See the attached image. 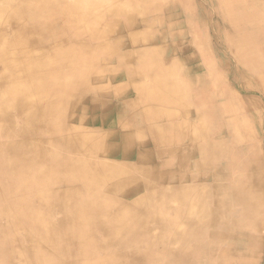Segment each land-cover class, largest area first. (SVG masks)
Returning <instances> with one entry per match:
<instances>
[{
  "label": "bare ground",
  "instance_id": "6f19581e",
  "mask_svg": "<svg viewBox=\"0 0 264 264\" xmlns=\"http://www.w3.org/2000/svg\"><path fill=\"white\" fill-rule=\"evenodd\" d=\"M128 1L140 12L107 24ZM128 1L0 0V264H264L260 145L241 179L222 173L220 201L197 215L188 190L162 186L171 175L151 167L146 140L109 118L108 78L131 66L135 43L172 35L178 8L195 2ZM233 126L249 135L244 120ZM219 146L209 142L208 159Z\"/></svg>",
  "mask_w": 264,
  "mask_h": 264
},
{
  "label": "crops",
  "instance_id": "0c3cea01",
  "mask_svg": "<svg viewBox=\"0 0 264 264\" xmlns=\"http://www.w3.org/2000/svg\"><path fill=\"white\" fill-rule=\"evenodd\" d=\"M178 10L173 34L161 42L154 38L135 43L131 66L116 79L108 78L104 95L118 130L146 140L143 153L149 155L151 167L171 175L162 186L188 190L185 200L196 206L198 215L212 208L214 200L220 201L215 188L225 182L222 173L226 170L241 179L244 169L253 165L249 155L259 150L253 149L261 136L253 123L264 106V0L224 5L197 0L185 13L183 7ZM140 57L156 65L142 68ZM242 120L249 135L239 139L233 122ZM209 142L220 143L213 149V161L207 158ZM234 185L241 182L235 178ZM237 209L232 203L228 213ZM261 232L264 238V229ZM201 233L203 247L208 230Z\"/></svg>",
  "mask_w": 264,
  "mask_h": 264
},
{
  "label": "rangeland",
  "instance_id": "374dc122",
  "mask_svg": "<svg viewBox=\"0 0 264 264\" xmlns=\"http://www.w3.org/2000/svg\"><path fill=\"white\" fill-rule=\"evenodd\" d=\"M128 1V0H127ZM196 1V0H195ZM124 5H126V7L125 8H119V11L113 16V17H110V18H108V19H106V23L107 24H109V25H114L115 24V22L116 23H123V24H125L126 22H127V19H126V17H128L127 15L129 14V13H131V12H140V10L138 9V7L134 4H131L130 3V1H128V2H126V4H124ZM173 13H174V11H173ZM135 17H138V19L140 20L139 21V23H138V25L137 26H135V28L133 29V30H131V31H134V32H136V31H142L143 29H144V25H143V22L141 21V15H137V16H135ZM117 19H119V20H117ZM122 21H121V20ZM124 19V20H123ZM116 20V21H115ZM119 21V22H118ZM125 21V22H124ZM140 24V25H139ZM165 27H161V26H159V29H164ZM115 31H117L118 29H119V27H115V28H113ZM130 31V32H131ZM127 33H129V31L128 32H126L125 33V35L124 36H127ZM128 36H129V34H128ZM128 36L126 37V38H124L123 39V41L126 39H129L128 38ZM109 40L110 41H112V40H114L113 39V37H111V38H109ZM129 41V40H128ZM127 42V41H126ZM128 48H125V50H127ZM100 67H101V69H103L104 68V65H100ZM260 117H262V120H260ZM259 119V120H258ZM264 106H263V108H262V115H261V113L259 114V118H257V122H255V123H253V124H256L257 125V130L259 131V133H261V136L259 137V145L262 147V150H263V157H264V135H263V133H264ZM245 233V232H244ZM246 233H252V234H254V235H256L255 233H253V232H249V231H246Z\"/></svg>",
  "mask_w": 264,
  "mask_h": 264
}]
</instances>
